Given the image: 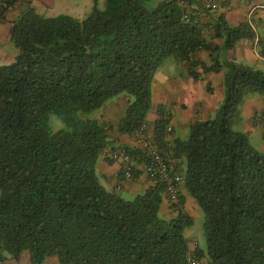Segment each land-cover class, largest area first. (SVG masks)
Listing matches in <instances>:
<instances>
[{"label": "trees", "instance_id": "obj_1", "mask_svg": "<svg viewBox=\"0 0 264 264\" xmlns=\"http://www.w3.org/2000/svg\"><path fill=\"white\" fill-rule=\"evenodd\" d=\"M105 1L84 19L27 7L12 25L16 57L0 65V263L29 252L33 264L53 256L61 264H187L193 218L184 196L168 219L163 186L133 199L106 189L97 161L113 143L110 126L90 116L127 94L118 131L134 134L148 121L160 64L174 56L194 79L224 71L222 103L214 117L191 124L187 140H166L163 106L154 124L153 137L185 163V187L204 213L207 250L195 253L207 264H264V152L237 128L245 100L264 97V72L223 62L213 39L223 38L226 50L258 39L263 56L264 41L251 23L232 26L224 15L208 38L187 8L196 0ZM200 50L211 52V63L196 59ZM50 114L65 128L53 131Z\"/></svg>", "mask_w": 264, "mask_h": 264}, {"label": "crops", "instance_id": "obj_2", "mask_svg": "<svg viewBox=\"0 0 264 264\" xmlns=\"http://www.w3.org/2000/svg\"><path fill=\"white\" fill-rule=\"evenodd\" d=\"M151 4L156 5L158 0H150ZM208 0H196L194 4H189L187 8L198 14L201 23L205 26V33L208 38L214 35L215 18L224 15L226 20L232 26H239L242 23L249 22L258 33V38L264 41V0H212L219 5L215 11L204 10L205 3ZM27 7L35 8L43 14L45 10L44 0H17L11 9L4 12V18L0 19V65L10 64L16 57L17 50L10 43V31L13 23L25 12ZM214 43L222 50L221 59L231 60L238 63L257 67L259 63H264L262 48L258 39H242L232 49L224 48L223 38H214ZM196 59L205 63H211V52L200 50L195 55ZM184 70L189 75V65L183 63ZM197 71L203 72L201 67ZM187 82L178 80L173 76H166L160 70H157L153 82V100L151 111L148 116V132L154 136V124L160 118L158 109L160 106L165 108L169 123L168 127L172 130L167 134L166 140L174 142L175 140L185 141L178 136L176 126L188 127L196 120H206L212 117L222 102V96L217 92L223 87L224 71L209 72L202 74L201 78L194 79L191 77ZM210 90L207 92L206 88ZM181 97L177 100V93ZM215 95V97H214ZM222 97V98H221ZM263 96L255 94L249 96L242 104V113L244 104L250 100H258ZM131 97L127 94H121L109 101L103 108L98 110L94 117L100 121H105L110 126L109 135L113 143L105 148L97 161V173L100 182L109 191H115L125 199H133L138 194L146 192L151 186L143 163L140 164L135 172L134 178L127 179L124 176L123 166L119 162L112 161L108 158L107 153L112 149H123L138 147L139 142L134 134L120 133L118 125L125 116ZM176 105L177 107H173ZM179 172L183 173L185 163L182 160L175 159ZM180 195L185 198V211L193 216L202 215V209L195 199L188 194L183 183L180 187ZM172 202L163 194V200L160 208L161 215L171 219L178 216V211L173 208ZM187 237V236H186ZM188 239V238H187ZM189 254L195 253L196 248L188 239ZM201 260L207 264L206 257ZM0 264H33L29 252H24L19 258H8ZM43 264H61L58 257H49Z\"/></svg>", "mask_w": 264, "mask_h": 264}, {"label": "rangeland", "instance_id": "obj_3", "mask_svg": "<svg viewBox=\"0 0 264 264\" xmlns=\"http://www.w3.org/2000/svg\"><path fill=\"white\" fill-rule=\"evenodd\" d=\"M143 1L153 7V4H151L150 0H143ZM44 3L46 7L45 10L43 11V14L47 17L67 15L78 19H84L93 12L95 7L99 9H104L106 1L105 0H44ZM10 45L12 47H15L13 43H10ZM256 69L264 72V63L263 64L259 63ZM158 70L163 72L166 76L171 75L174 78L184 82H187L190 79H192L191 78L192 76L190 74L188 75L184 70L183 63L174 56L168 57L165 60H163ZM209 89L210 87L206 88V91L208 92ZM218 96L224 97V84L223 87L221 88V91L217 92L216 97L214 95L215 98H217ZM180 97L181 94L177 93L176 99L177 98L179 99ZM173 107H177V106L173 105ZM243 112L244 114L242 113V120L237 125V128L244 131L249 136L250 142L254 147L264 152V97L258 100L254 99L247 101L244 104ZM95 113L96 112L91 113L90 116L94 117ZM215 114L216 112L213 113L212 117H214ZM49 125L53 131H59L65 128L66 126L64 120L56 114H50ZM176 131L178 136L187 140L190 136L191 125L182 128H180V126H176ZM197 205L199 204L197 203ZM191 217L193 218V223L186 228L185 235L196 248L206 252L207 236L204 229V221H205L204 213H202V215L199 217H193V216ZM201 264H205V263L201 260Z\"/></svg>", "mask_w": 264, "mask_h": 264}, {"label": "built area", "instance_id": "obj_4", "mask_svg": "<svg viewBox=\"0 0 264 264\" xmlns=\"http://www.w3.org/2000/svg\"><path fill=\"white\" fill-rule=\"evenodd\" d=\"M13 0H0V13L12 8ZM189 4L187 3V6ZM205 6L212 11L219 8L213 1H207ZM171 132L172 128H167ZM142 151L136 155L131 151L123 149H112L107 153L110 160L119 162L123 166L124 176L127 179L134 178L135 172L143 163L151 186H163L164 193L172 203H176L180 196V187L184 183V175L179 172L170 147H163L153 136L149 135L147 123L143 124L135 133ZM187 264H201V259L196 253L188 256Z\"/></svg>", "mask_w": 264, "mask_h": 264}]
</instances>
